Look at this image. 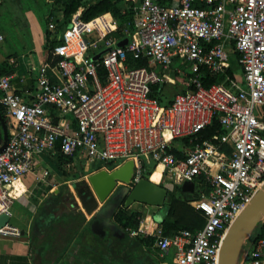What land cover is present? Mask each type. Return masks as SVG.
I'll return each mask as SVG.
<instances>
[{"label":"built area","instance_id":"2783aa9c","mask_svg":"<svg viewBox=\"0 0 264 264\" xmlns=\"http://www.w3.org/2000/svg\"><path fill=\"white\" fill-rule=\"evenodd\" d=\"M134 12L133 29L120 35L114 16L109 27L105 14H75L30 96L15 90L11 74L0 76V103L14 124L0 152V215H12V182L50 173L45 155L95 170L133 159V182L162 164L161 181L206 184L194 200L205 222L158 230L157 246L173 250V264H219L230 225L264 185V0H140ZM125 35L129 42L117 45ZM178 79L186 89L171 101L154 93V84ZM215 122L222 130L205 134ZM21 233L9 220L0 224V235ZM238 264H264V237L247 240Z\"/></svg>","mask_w":264,"mask_h":264},{"label":"crops","instance_id":"0c3cea01","mask_svg":"<svg viewBox=\"0 0 264 264\" xmlns=\"http://www.w3.org/2000/svg\"><path fill=\"white\" fill-rule=\"evenodd\" d=\"M139 1L124 0L121 4L124 9H132L133 21L135 19L134 7L139 4ZM25 2L26 0H0V33L3 35V38L0 39V71L9 67L7 71L0 73V76L11 74L15 90L30 96L37 85V69L48 53L51 54L52 49L49 50L46 47L48 36L44 23L35 11L24 8ZM46 2L49 9L54 12L64 8V0H46ZM91 3L94 2L84 0L75 14L82 13L83 15L84 10ZM103 14L107 17L108 15L114 16L116 19L118 25L116 35L122 34V30L125 28L132 30L130 27H125L120 31V19L110 11ZM63 20L62 16L57 18L51 16L48 21L49 24L53 21L59 25ZM96 23L94 22V24ZM106 24L112 27L110 21ZM49 30L51 32L49 38L60 37L59 34L53 33L54 31L50 27ZM6 63L7 65L4 66ZM179 81L185 90V82L181 79H178ZM178 82L164 83L162 93L166 101H171L178 92L174 93L170 89L168 93L165 85H174ZM13 125V120L5 114L0 103V148L9 136ZM183 143V141H179L176 144L182 146ZM43 158V171L47 168L50 171L49 174H42L40 178L35 174H29L17 179L19 181L16 183H14L17 181L15 180L10 185V193L15 201L9 223L20 228L22 233L20 236L0 235V264H125L129 255L147 258L152 264L174 263V254L171 262L166 260L173 250L162 253L156 244L154 234L158 230H162L165 234L171 235L181 230L166 228L163 221L165 218L169 220L171 216L168 214L166 206L149 213L133 208L126 214H133L138 219V223L125 225L127 219L122 220L117 217L119 209L124 206L122 201L110 216L115 224V229L104 225V229L109 232L103 235V228L96 226L95 223L96 219H99L97 213L102 203L92 202L94 193L90 186L87 191L81 188L83 181L81 175L74 179L62 178L61 161L68 165L73 163L76 166V171L84 170L87 176L96 170L88 168L85 162L72 156L64 159L65 157H61L59 154H50ZM156 166L155 163L148 165L146 171L150 173L148 178L151 177ZM162 176L163 171L161 178ZM161 178L158 182H161ZM72 183L79 197H74L77 205L68 211H62L61 209L66 203L63 185L67 184L70 188ZM206 187V184L200 183V188H196L195 192L201 194ZM194 200L193 204L195 205ZM141 204L146 207H158ZM133 205L130 207H134ZM126 208L129 209V207ZM100 219L105 220L106 217ZM105 236H109L110 240L119 246L121 257L114 254L112 246L103 239ZM150 237L154 238L153 242H146ZM146 252L152 254L156 262L150 259Z\"/></svg>","mask_w":264,"mask_h":264},{"label":"water","instance_id":"95a60500","mask_svg":"<svg viewBox=\"0 0 264 264\" xmlns=\"http://www.w3.org/2000/svg\"><path fill=\"white\" fill-rule=\"evenodd\" d=\"M130 37L125 36L117 42L119 46H125ZM101 55L99 53L96 58ZM7 137L2 148L8 141ZM136 172V164L133 159H129L114 169L101 168L88 176V182L102 203L97 213L96 226L103 228V235L108 233L104 225L110 229H115L114 222L110 216L116 207L123 201L124 207H130L134 203H143L158 207L165 206L166 199L171 188L162 182H155L147 176L141 177L133 182ZM183 193H195L196 183L194 180H187L180 185ZM117 198L116 201L114 199ZM101 217L106 219L101 220ZM10 216L0 215V224L4 225ZM264 221V185L253 196L251 202L240 212L234 222L230 225L224 238L219 264H238L243 248L253 232ZM118 232V231H117ZM116 232V233H117ZM111 239V238H110ZM127 264H152L147 258L134 256L128 260Z\"/></svg>","mask_w":264,"mask_h":264},{"label":"trees","instance_id":"16d2710c","mask_svg":"<svg viewBox=\"0 0 264 264\" xmlns=\"http://www.w3.org/2000/svg\"><path fill=\"white\" fill-rule=\"evenodd\" d=\"M25 1V0H24ZM84 0H64V8L62 10L58 11H52L48 7V3L46 0H26L25 4L26 6L24 7L26 10L27 9H32L33 11L36 12L37 16L42 20L45 26V30L47 32L48 38H46L47 43L46 47L51 50L53 47L61 41V37L55 36V38H49L51 32L49 30V19L51 16L53 17H59L62 16L64 19L63 22L59 25H57V29L55 33L56 35L60 34L62 35L63 29L71 25V18L72 16L79 10L80 6L83 4ZM124 0H98L94 3H91L83 12V18L84 19H92L97 15L106 13V12H112L115 16H117L120 19V26L119 30L121 31L125 27H130L133 29V11L131 8L124 9L122 8L121 4ZM42 8L44 9L42 11ZM48 12V13H47ZM103 18L106 20L107 16L104 15ZM140 64L145 63V61H139ZM7 63L4 65L6 66ZM12 68V66H10ZM7 68L5 67L3 70L0 71V73H4L7 71ZM228 72H232L230 69ZM222 76L212 78V77H207L205 79L206 84H210L213 81L221 80ZM164 87V84L162 83H157L153 85L154 93H158L159 91H162ZM164 101V97L162 98ZM3 109V107H2ZM4 110V109H3ZM221 125L218 122H215L211 127H209L206 131H204L205 134L209 135L215 131H221ZM58 147H60L58 145ZM61 157H65L64 159L68 158L66 155H60ZM149 171L146 172V176H149ZM153 176V175H152ZM153 179V178H152ZM154 180V179H153ZM162 184H166L168 187L171 188V191L169 194H176L178 191H180V185L174 184L173 182H170L169 180L165 179L162 181ZM187 197V200H193L196 199L200 196L198 192L195 193H184ZM165 206L168 208V214L171 215L172 213V206L171 204H168L167 202L165 203ZM125 209L126 207L122 206L118 213L117 217L119 219H124L126 218L127 221L125 222L126 224H137L138 219L133 215V214H126ZM199 213V214H198ZM197 216H195V220L192 223L188 224H182L180 221L177 219L175 221L170 222L167 220V218L164 219L163 223L165 224L166 228H175V229H191V230H196L197 228L203 226L205 219L203 218L201 212L197 210ZM254 237H264V222L261 223L259 226V230L257 234ZM106 242H108V245L112 246L113 252L115 255L118 257H121L119 246H117L112 240H110L109 236L103 237ZM154 240L153 237H150L147 239L146 242L152 243ZM131 255L128 256L125 264L128 263L129 259H132Z\"/></svg>","mask_w":264,"mask_h":264},{"label":"rangeland","instance_id":"374dc122","mask_svg":"<svg viewBox=\"0 0 264 264\" xmlns=\"http://www.w3.org/2000/svg\"><path fill=\"white\" fill-rule=\"evenodd\" d=\"M95 25H99V22H97ZM136 63L140 64L139 61ZM155 69L160 72L162 67L160 65H155ZM233 70H234L238 80L243 81L242 80V70H241L240 65H238L237 63H234ZM165 86H166L165 89L167 90L168 93H169L168 90H170V89H172L174 93L184 91L183 90V84L180 81L178 82V84H174V85H167L166 84ZM161 169H162L161 166H158L157 168H155L153 173H152L153 176L151 175L150 178L151 179L153 178L156 182H158L161 178V175H162ZM61 171L63 174L62 175L63 179L67 178V177L74 179V178L79 177L81 175V178H83V181L81 183L82 184L81 188H83L87 191V188L90 185L88 182V176L86 175V172L84 170H81L80 172L76 171V166H74L73 163L68 165L64 161H61ZM77 173H79V174H77ZM82 175H83V177H82ZM195 183H196V188L199 189L200 188L199 178L196 179ZM63 186H64V192L63 193L65 196V200H66L65 202L66 203L64 204V206L62 207L61 210L62 211L67 210L68 211V210H70V208H74V206L77 205V203H75L76 198L74 199V197H77V198H79V197H78L77 192L74 190L73 183H72V187L70 186V188L67 184H65ZM77 191L79 193V190H77ZM79 195H81V194H79ZM116 200H117V198L114 199V201H116ZM166 202L168 204H171V206H172V213H171V216L169 217L170 222L178 219L180 221V223H182V224L192 223L195 220V216H197L199 214V213L197 214V209H196V206L193 204V200H187L186 195L181 191H178V193H176V194H169L167 199H166ZM133 206L134 207H129L128 210L125 209V212L131 211V210H133V208H135V209H139L141 211L145 210V212L147 211V213H149V212H152L153 210H159V208H160V207H146V206L142 205L141 203H134ZM258 230H259V227L253 232L251 237H254L257 234ZM250 238H248V242L250 241ZM173 254L174 253L172 251L170 253V255H168L166 257V260L171 262L173 260ZM146 255L150 259H153L154 262H156V260L152 254L146 252Z\"/></svg>","mask_w":264,"mask_h":264},{"label":"bare ground","instance_id":"6f19581e","mask_svg":"<svg viewBox=\"0 0 264 264\" xmlns=\"http://www.w3.org/2000/svg\"><path fill=\"white\" fill-rule=\"evenodd\" d=\"M102 19L104 20L105 23L108 22V21H110V17H109V15H108V17H107L106 20H105L103 17H102ZM103 25H105V24H103ZM158 166H161V167H162V169H161V173H162V171H163V165H162V164H158V165L156 166V168H157ZM151 180H153V179H151ZM18 181H19V180L15 181L14 183H16V182H18ZM153 181H155V180H153ZM155 182H156V181H155ZM92 202H99V201H98V197H97V195H96L95 193H94V195H93Z\"/></svg>","mask_w":264,"mask_h":264}]
</instances>
